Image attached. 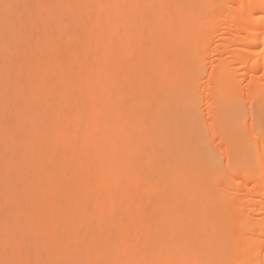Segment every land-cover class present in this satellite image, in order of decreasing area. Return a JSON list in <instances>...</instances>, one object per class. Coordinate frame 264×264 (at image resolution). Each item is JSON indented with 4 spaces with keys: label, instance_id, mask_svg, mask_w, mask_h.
Wrapping results in <instances>:
<instances>
[{
    "label": "bare ground",
    "instance_id": "1",
    "mask_svg": "<svg viewBox=\"0 0 264 264\" xmlns=\"http://www.w3.org/2000/svg\"><path fill=\"white\" fill-rule=\"evenodd\" d=\"M0 264H264V0H0Z\"/></svg>",
    "mask_w": 264,
    "mask_h": 264
},
{
    "label": "snow or ice",
    "instance_id": "2",
    "mask_svg": "<svg viewBox=\"0 0 264 264\" xmlns=\"http://www.w3.org/2000/svg\"><path fill=\"white\" fill-rule=\"evenodd\" d=\"M3 7L7 10V9H10V8H14L16 6L5 3V4H3Z\"/></svg>",
    "mask_w": 264,
    "mask_h": 264
}]
</instances>
